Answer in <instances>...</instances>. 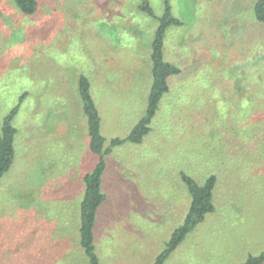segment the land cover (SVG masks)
<instances>
[{
    "label": "rangeland",
    "instance_id": "1",
    "mask_svg": "<svg viewBox=\"0 0 264 264\" xmlns=\"http://www.w3.org/2000/svg\"><path fill=\"white\" fill-rule=\"evenodd\" d=\"M254 1L170 0L182 24L167 30L164 57L180 71L142 141L106 156L100 264H154L191 201L181 171L199 184L215 175L214 210L163 264H238L264 251V24ZM38 2L29 16L0 0V123L27 92L13 118L16 159L0 179V264H86L77 202L96 157L77 79H89L105 146L125 138L145 112L156 21L137 0ZM150 4L161 15L163 0ZM36 176L49 188L27 218L21 191Z\"/></svg>",
    "mask_w": 264,
    "mask_h": 264
},
{
    "label": "trees",
    "instance_id": "2",
    "mask_svg": "<svg viewBox=\"0 0 264 264\" xmlns=\"http://www.w3.org/2000/svg\"><path fill=\"white\" fill-rule=\"evenodd\" d=\"M10 2L15 9L24 15H34L39 9L38 0H10ZM163 2V11L161 15H157L150 4L151 0H137V10L156 21L155 27L152 29L153 36L150 42L152 79L145 112L125 138L114 137L105 146L106 139L100 130V114L90 92L89 79L84 74H80L77 79V92L86 122L88 148L96 157L93 167L86 171L81 178L83 192L77 202L78 226L75 236L76 240L78 238L82 254L86 258V264H100L96 252L94 226L97 210L105 200L102 176L106 169V156L111 152L112 147L123 144L125 141L132 143L142 141L151 129L150 123L158 109L162 95L169 90V77L180 71L176 65L165 59L164 40L170 26H180L182 21L172 13L170 0H163ZM253 15L256 21L264 24V0L254 1ZM26 96L27 92L25 91L18 98L17 104L2 117L0 123V179L10 169L16 155L14 141L18 129L13 125V118ZM180 174L186 184L191 201L183 222L173 230L165 248L156 257L154 264H163L164 259L176 248L185 235L197 223L201 222L207 213L214 210L212 196L216 182L215 175L211 174L203 183L199 184L193 177L183 171ZM24 201L23 206H26V199ZM263 263L264 251L255 255L250 254L245 261L238 264Z\"/></svg>",
    "mask_w": 264,
    "mask_h": 264
},
{
    "label": "crops",
    "instance_id": "3",
    "mask_svg": "<svg viewBox=\"0 0 264 264\" xmlns=\"http://www.w3.org/2000/svg\"><path fill=\"white\" fill-rule=\"evenodd\" d=\"M253 19H255V18H253ZM15 159H16V155H15V158H14L13 162H15ZM107 167L108 166H106V169H107ZM38 178L36 176V178L33 179L32 183L30 184V182H29L28 185L26 186L25 190L21 191V193H24L26 195V206H25V209L29 210V212H27V214H28L27 218H29L30 212L34 211V209L38 206V204L40 203V200L41 199H45L47 188H49L48 187L49 181L46 178H43V177H41V179H38ZM105 181H106V179H105ZM44 182H45V184H44ZM40 184H41V186H40ZM13 199L16 200V192L13 193L11 201H13ZM30 209H31V211H30ZM54 229L55 228H53V230L51 232H54ZM65 236H66V233H65ZM54 244L56 246H63L64 244H66V242H64V237L58 238V241L56 243H54ZM95 245H97V247L102 246L103 247L102 249H104V246L106 245V243L103 242V243L99 244L98 242H96V238H95ZM55 250L56 249H52L51 251H55ZM102 257H104V255H102ZM106 259H110V256L108 255V257ZM99 261H100V258H99Z\"/></svg>",
    "mask_w": 264,
    "mask_h": 264
}]
</instances>
